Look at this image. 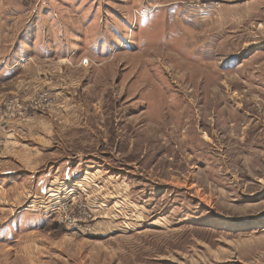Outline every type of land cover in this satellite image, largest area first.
I'll return each instance as SVG.
<instances>
[{
	"label": "rangeland",
	"instance_id": "rangeland-1",
	"mask_svg": "<svg viewBox=\"0 0 264 264\" xmlns=\"http://www.w3.org/2000/svg\"><path fill=\"white\" fill-rule=\"evenodd\" d=\"M249 1L0 0V264H264Z\"/></svg>",
	"mask_w": 264,
	"mask_h": 264
},
{
	"label": "built area",
	"instance_id": "built-area-1",
	"mask_svg": "<svg viewBox=\"0 0 264 264\" xmlns=\"http://www.w3.org/2000/svg\"><path fill=\"white\" fill-rule=\"evenodd\" d=\"M215 1L218 3H220L221 1L223 2L235 1L236 2V0H215ZM24 104L25 103H24L23 98L19 95H12V96L8 95V96L0 97V145H2L4 141L3 137H1L2 127L8 123V120H12V118H16V117L22 118V116L26 114V108ZM32 107H34V104L31 106V108ZM35 108H32V109H35ZM9 109H13V111L10 113Z\"/></svg>",
	"mask_w": 264,
	"mask_h": 264
},
{
	"label": "crops",
	"instance_id": "crops-1",
	"mask_svg": "<svg viewBox=\"0 0 264 264\" xmlns=\"http://www.w3.org/2000/svg\"><path fill=\"white\" fill-rule=\"evenodd\" d=\"M248 3H250L249 0H241L240 4H246L248 5ZM221 2L218 3L215 0H205L204 5H206V13L204 15V17H212V14L214 12H219L218 6H220ZM11 128V129H10ZM10 128H8V130L4 133L3 135V139L6 142L8 140L9 144L12 140L10 138H13V136L17 137V134L19 135L20 133L22 134L23 129L22 128H17V125H12L10 126ZM16 140V138L14 139ZM17 172H13V171H8L7 174H4V176L0 177V181L2 179L1 182L4 181V183H0V184H9V185H14L16 183V180L19 178L18 174H14ZM8 182V183H6ZM3 185H0V188L3 187Z\"/></svg>",
	"mask_w": 264,
	"mask_h": 264
}]
</instances>
